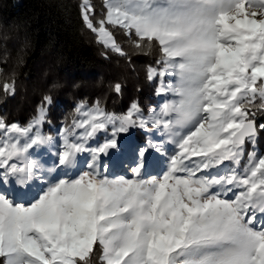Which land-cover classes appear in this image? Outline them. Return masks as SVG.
Masks as SVG:
<instances>
[{
    "label": "snow or ice",
    "instance_id": "obj_1",
    "mask_svg": "<svg viewBox=\"0 0 264 264\" xmlns=\"http://www.w3.org/2000/svg\"><path fill=\"white\" fill-rule=\"evenodd\" d=\"M79 8L98 43L129 62L110 27L137 54L158 46L147 78H159L157 95L176 99L147 113L133 102L121 114L81 102L55 135L43 132L50 95L27 124L0 113V264H264V154L255 151L264 133V0H104L99 12L81 0ZM169 74L175 84L164 82ZM3 89L14 95L15 82ZM134 129L148 134L145 143L128 142ZM115 167L129 174L110 175ZM29 187L39 188L31 199L12 194Z\"/></svg>",
    "mask_w": 264,
    "mask_h": 264
},
{
    "label": "trees",
    "instance_id": "obj_2",
    "mask_svg": "<svg viewBox=\"0 0 264 264\" xmlns=\"http://www.w3.org/2000/svg\"><path fill=\"white\" fill-rule=\"evenodd\" d=\"M81 0H0V113L9 121L27 124L36 114L45 95L53 98L48 108L45 134H56L62 123L70 122L74 106H91L99 100L108 112L117 114L137 102L147 113L163 104L156 94L159 78L149 81V65H155L157 49L149 55L137 54L122 31L111 29L131 62L103 47L86 28L80 16ZM97 11L104 1L93 0ZM171 75H167L164 81ZM15 82V94L8 95L4 83ZM122 84V93L112 91ZM54 84L60 85L53 87ZM138 143L148 134L132 131ZM105 138L99 134L98 140ZM129 143H132L130 140ZM248 145L247 151H252ZM264 154V133L255 146ZM247 156H245V161Z\"/></svg>",
    "mask_w": 264,
    "mask_h": 264
},
{
    "label": "rangeland",
    "instance_id": "obj_3",
    "mask_svg": "<svg viewBox=\"0 0 264 264\" xmlns=\"http://www.w3.org/2000/svg\"><path fill=\"white\" fill-rule=\"evenodd\" d=\"M104 1V0H103ZM91 2H93V0H91ZM171 76L169 78H167L166 81H164L165 83L168 84H175L178 80V78L174 75V74H170ZM176 99V97L172 94H168L167 96H165L163 103L167 100L169 102H171L172 100ZM48 134V133H47ZM55 135V134H53ZM158 138V137H157ZM105 138H103L102 140H97L96 142H103ZM128 142L131 140L132 143L133 142H137L136 139L133 137V134L131 132L130 136L127 138ZM167 147L169 148V150H172L174 148L173 145L168 144ZM42 151H45V149H42ZM51 158H49L50 161ZM154 173L159 171V169H153L152 170ZM110 175H128L129 173L126 172L125 169L119 168V167H115L112 171H110L109 173ZM60 173H57V175L52 176L51 178L53 180H55L57 178V176H59ZM72 175H75V172L72 173ZM14 191H17V194L14 193ZM12 194L17 198V199H31L32 197H34L35 195H37V193L39 192V188H33V187H29L27 190L25 191H20L19 189H15Z\"/></svg>",
    "mask_w": 264,
    "mask_h": 264
}]
</instances>
